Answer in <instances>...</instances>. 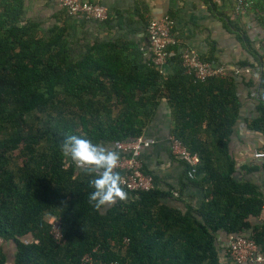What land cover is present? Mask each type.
Here are the masks:
<instances>
[{"label":"trees","instance_id":"trees-1","mask_svg":"<svg viewBox=\"0 0 264 264\" xmlns=\"http://www.w3.org/2000/svg\"><path fill=\"white\" fill-rule=\"evenodd\" d=\"M25 10V0H0V242L13 245V264H219L221 231L252 229L264 245V224L250 223L264 195L236 177L229 153L241 111L235 76L196 80L181 48L165 71L122 40L95 42L78 56L65 26L44 31ZM165 99L172 137L200 158L205 177L193 185L209 188L206 202L186 213L166 204L177 189L163 190L145 166L156 189L125 187L127 200L97 209L89 203L93 176L61 143L77 135L116 149L145 136ZM260 111L252 126L264 131ZM52 218L62 223L63 243L52 236ZM0 264H9L2 245Z\"/></svg>","mask_w":264,"mask_h":264},{"label":"crops","instance_id":"crops-1","mask_svg":"<svg viewBox=\"0 0 264 264\" xmlns=\"http://www.w3.org/2000/svg\"><path fill=\"white\" fill-rule=\"evenodd\" d=\"M25 1L26 19L42 23L44 31L54 25L65 26L78 56L95 42L122 40L136 44L151 60L147 51L148 24L152 20L173 19L181 52L191 50L204 60H215V64L226 66L230 76H235L241 111L229 153L236 165V177L256 185L264 195V164L253 158L254 152L264 151V131L252 126L262 116L260 107L264 108V0H252L245 13L238 10L235 0H86L107 8L109 18L104 22L71 16L56 0ZM164 70H171L170 65ZM173 127V109L165 99L146 131L145 137L154 143L143 151L142 158L145 166L159 176L163 190L177 189L165 203L186 213L190 207L198 210L206 202L209 188L193 185L205 177L197 171L200 162L195 164L173 153ZM180 189H184V194ZM250 223L252 228L264 224V208L258 217L250 218ZM251 233L252 229L246 236ZM216 237L219 264H238L229 251L231 234L221 231ZM0 245L9 253V264H13V245ZM261 249L264 253V245Z\"/></svg>","mask_w":264,"mask_h":264},{"label":"built area","instance_id":"built-area-1","mask_svg":"<svg viewBox=\"0 0 264 264\" xmlns=\"http://www.w3.org/2000/svg\"><path fill=\"white\" fill-rule=\"evenodd\" d=\"M71 16L84 18L96 22H104L109 18L107 8L95 2L86 0H56ZM238 10L245 13L251 8L252 0H235ZM176 22L171 18L162 21L152 20L147 27L148 47L147 51L152 55V63L163 69L175 56L173 49L180 48L181 43L175 33ZM183 66L189 75H193L198 81H208L213 78H227L230 76L229 69L224 65H218L204 60L199 54L191 51H182ZM264 74V60L261 65ZM153 141L145 136L131 142H122L116 146L120 153V166L117 171H124L123 179L125 187L129 191H152L158 187L155 177L146 173L142 158L143 151L153 145ZM172 150L178 157L191 160L195 164L200 162L197 155H193L184 144L172 138ZM253 158L264 164V151H256ZM176 193V196H179ZM53 238L59 242H65L62 223L56 218L50 220ZM229 251L232 258L238 264H264V253L254 239L246 235L232 234L229 241ZM84 263H92L93 257L86 255ZM117 264V263H112Z\"/></svg>","mask_w":264,"mask_h":264},{"label":"clouds","instance_id":"clouds-1","mask_svg":"<svg viewBox=\"0 0 264 264\" xmlns=\"http://www.w3.org/2000/svg\"><path fill=\"white\" fill-rule=\"evenodd\" d=\"M60 149L78 169L93 176L90 184L94 191L90 193L89 203L94 207L100 209L129 198L125 181L117 171L120 166L118 150L77 135H67Z\"/></svg>","mask_w":264,"mask_h":264}]
</instances>
